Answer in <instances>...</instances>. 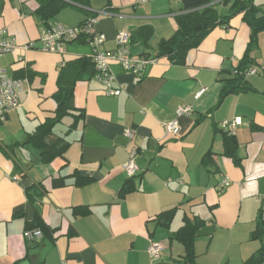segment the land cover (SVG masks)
Here are the masks:
<instances>
[{"label": "crops", "instance_id": "1", "mask_svg": "<svg viewBox=\"0 0 264 264\" xmlns=\"http://www.w3.org/2000/svg\"><path fill=\"white\" fill-rule=\"evenodd\" d=\"M57 1L64 7L46 18L48 0H0V30L20 48L1 56L0 67L21 81L19 106L0 123V264H187L173 236L195 219L201 223L195 264H243L264 243V234L262 242L252 238L264 211V74L247 77L243 91L222 99L221 93L247 57V68L264 65V30L251 45L250 29L236 15L176 63L157 54L177 30L180 0ZM255 4L264 16V0ZM227 7L217 5L219 15H227ZM88 19H97L95 31L105 37L101 52L116 50L126 32L130 55L155 61L142 78L109 62L117 96L106 95L94 76L78 81L75 116L54 129L69 146L43 164L28 137L54 116L61 67L91 60L93 50L78 40L62 53L44 52L40 33ZM29 43L32 49L21 50ZM185 106L189 115L177 117ZM172 121L178 136L165 133ZM224 134L233 138L236 160ZM130 161L137 167L131 178L125 172ZM224 177L230 181L225 189ZM80 178L90 182L80 186ZM31 224L41 231L40 241L24 238ZM151 242L163 247L157 261L148 255Z\"/></svg>", "mask_w": 264, "mask_h": 264}, {"label": "trees", "instance_id": "2", "mask_svg": "<svg viewBox=\"0 0 264 264\" xmlns=\"http://www.w3.org/2000/svg\"><path fill=\"white\" fill-rule=\"evenodd\" d=\"M74 2L75 0H69ZM180 0L183 14L180 15L177 22V30L167 40L162 41L158 45V57H167L173 62L179 63L183 60L185 53L192 47L198 45L200 41L215 27L228 26L229 20L236 15L241 14L243 21L250 29V44H255L257 35L264 30V16L259 12V6L255 4V0ZM52 3H56L53 11L49 9ZM222 4L228 6L227 15H219L216 6ZM65 4L59 3L57 0H48V3L42 6L43 14L46 18L52 16L53 12H58ZM247 59V60H246ZM245 59L243 66L233 73V78L225 82V86L221 93V99L231 93L243 91L246 87V77L243 72L248 69L247 64L249 57ZM250 68V67H249ZM86 69V73L84 71ZM95 74L94 67L89 59H82L75 62L67 63L59 71L56 81L57 91L54 94L57 107L54 116L47 119L37 131L28 137V142L36 145L39 151L40 160L43 164H49L54 159L62 157L65 150L69 146V142L58 137L55 133V127L62 123L67 116H75L74 107L71 106L73 98V90L75 84L83 80L85 77H93ZM4 122V121H3ZM2 123V122H0ZM224 143L229 155L234 154L233 138L228 134H224ZM12 151L10 146L5 147ZM90 182L87 179H79L78 185H86ZM64 183L58 182L54 186H60ZM80 212V211H79ZM88 212V209L83 210ZM173 210L163 213L161 216L168 217ZM37 226H41L37 221ZM201 223L198 220H186L183 226L174 234V239L180 242L185 249L184 260L187 264H195L196 258L193 251V244L196 233ZM31 227V228H30ZM36 227L34 224L29 225L27 230ZM264 234V220L261 215L258 219L257 229L253 232L252 238L260 239ZM264 262V243L260 248L243 264H262Z\"/></svg>", "mask_w": 264, "mask_h": 264}, {"label": "built area", "instance_id": "3", "mask_svg": "<svg viewBox=\"0 0 264 264\" xmlns=\"http://www.w3.org/2000/svg\"><path fill=\"white\" fill-rule=\"evenodd\" d=\"M143 1V0H141ZM97 19H88L79 26L66 27L60 24H54L43 29L40 33L39 42L40 49L49 53H62L65 45L70 42L84 40L90 45L93 50L91 56V62L94 67V79L97 80L104 87V92L109 96H117L120 93L119 89L112 87L113 78L108 71V63L113 61L122 65L125 70L131 71L133 75L138 78H142L145 68L153 63L155 60H150L145 57H132L127 48V44L130 39L129 33L123 32L118 35L116 39L117 48L112 52H101L100 48L105 41V37L95 31V23ZM33 43H29L21 48V50L32 49ZM20 49L14 39H6L4 37V30H0V57L13 53ZM17 63H21L22 59L18 58ZM264 74V65L260 67H250L243 72L244 77L259 76ZM21 88V81L10 77L0 67V122L6 120L10 112L19 106L18 91ZM203 90L195 95L198 98L202 94ZM191 108L188 106L180 107L176 111V116H188ZM236 123H231L229 128ZM165 133L173 136L180 134V128L177 121H172L165 126ZM133 132L130 130L125 131V137L131 138ZM134 153L131 154L133 156ZM137 171V167L132 161L126 164L125 172L129 178L133 177ZM230 185V181L227 177L221 180V187L227 188ZM261 217L264 220V211L261 213ZM24 238L29 241H40L42 238L41 231L27 230L24 233ZM163 247L159 243L151 242L148 247V255L151 261H157L161 258ZM61 264H68L63 261Z\"/></svg>", "mask_w": 264, "mask_h": 264}]
</instances>
